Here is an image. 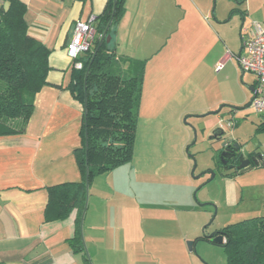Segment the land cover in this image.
<instances>
[{"label": "crops", "instance_id": "1", "mask_svg": "<svg viewBox=\"0 0 264 264\" xmlns=\"http://www.w3.org/2000/svg\"><path fill=\"white\" fill-rule=\"evenodd\" d=\"M21 1L27 6L29 35L50 49L51 70L48 84L36 94L25 131L0 136V264H202L187 253L184 243L179 246L181 256L155 240L153 195L147 188L138 192L129 163L90 183L81 227L84 252L76 253L71 245L78 210L64 220H47L49 189L83 180L75 151L82 146L84 105L67 88L74 66L67 46L76 20L97 18L108 0ZM228 1L223 0L221 7V0H126L122 19L112 27L113 45L119 54L146 60L144 86L153 88V96L161 98L164 108L171 96L176 98L182 84H193L196 74L201 76L200 56L205 49L189 48L186 53L187 40L218 31ZM242 4L243 26L251 15L264 23V0ZM9 7V1L0 0V12ZM234 9L231 7L229 16ZM227 55L232 54L221 60ZM187 60L189 69L184 68ZM254 78L251 88L257 84ZM252 97L253 91L250 102ZM223 102L225 99H217L198 110L211 112ZM255 115L258 122L253 136L259 148L253 152L262 158L260 166L244 172L249 175L264 173V131L257 130L264 124V115Z\"/></svg>", "mask_w": 264, "mask_h": 264}, {"label": "rangeland", "instance_id": "2", "mask_svg": "<svg viewBox=\"0 0 264 264\" xmlns=\"http://www.w3.org/2000/svg\"><path fill=\"white\" fill-rule=\"evenodd\" d=\"M228 2L218 31L197 39L192 35L187 40L186 53L189 48L205 49L200 56L201 76L196 74L193 84H182L176 98H169L167 108L159 102L161 98L153 96L149 84L143 86L134 159L127 165L133 168L138 192L147 188L153 195L155 240L163 242L165 250L168 246L169 251L181 256L179 246L184 243L187 253L202 264H228L227 254L223 246L206 240L197 241L190 250L188 243L196 236L264 216V173L234 175L222 160L227 144L240 146L246 157L259 148L253 136L258 117L247 106L255 78L244 73L237 60L245 6L240 0ZM231 7L235 9L229 16ZM256 19L251 15L245 26ZM225 54L232 57L217 70ZM189 67L187 60L184 68ZM221 98L225 99L218 106L224 105L221 112L198 110ZM233 106L242 109L231 111ZM230 121L236 125L228 126ZM219 128L225 133L214 137Z\"/></svg>", "mask_w": 264, "mask_h": 264}, {"label": "trees", "instance_id": "3", "mask_svg": "<svg viewBox=\"0 0 264 264\" xmlns=\"http://www.w3.org/2000/svg\"><path fill=\"white\" fill-rule=\"evenodd\" d=\"M7 1L10 2L9 9L0 12V81L4 83H0V136L25 131L33 113L36 94L48 84L51 70L50 49L28 33L26 4L21 0ZM244 1L240 0V3ZM114 2L108 0L103 13L97 17L98 37L94 48L79 58L83 63L82 69L73 66L67 86L84 105L82 146L75 151L83 180L58 184L49 189L47 220H64L78 210L76 235L71 242L76 253L85 251L81 222L88 197L87 174L91 183L96 176L109 173L134 159L146 60L119 54L113 38L111 42L104 39L93 58L111 20ZM116 2L114 19L107 35L112 34V27L125 13L126 0ZM236 108L240 107H232V110ZM257 130L264 131V124ZM219 234L225 239L221 246L227 254L228 264H264V216L228 225L214 232L213 236ZM199 240L213 243L207 234L197 237L195 242Z\"/></svg>", "mask_w": 264, "mask_h": 264}, {"label": "built area", "instance_id": "4", "mask_svg": "<svg viewBox=\"0 0 264 264\" xmlns=\"http://www.w3.org/2000/svg\"><path fill=\"white\" fill-rule=\"evenodd\" d=\"M96 19L92 15L87 20L78 19L74 24L72 37L67 46V54L73 59L76 69L83 68V63L79 58L94 48L98 37ZM241 41L242 52L237 56L238 63L244 73L253 74L257 78L250 106L257 114L264 115V23L254 20L249 27L243 26ZM231 57L232 55H227L225 59L218 62L216 69L221 70L225 60ZM234 125L233 121L228 123V126Z\"/></svg>", "mask_w": 264, "mask_h": 264}, {"label": "water", "instance_id": "5", "mask_svg": "<svg viewBox=\"0 0 264 264\" xmlns=\"http://www.w3.org/2000/svg\"><path fill=\"white\" fill-rule=\"evenodd\" d=\"M116 3L117 2L115 0V2H114V9H113V14H112L111 20L109 21V23H108V25H107L104 33L101 36V40H100L99 46L96 48V50L94 52V55H93V58L96 56V54H97V52H98V50L100 48V45L102 44V42L104 41V39H106L107 42H110L111 41V38L112 37H111V35H107V33H108V30L110 29V27L112 25V22H113V19H114V14H115L116 5H117ZM242 26H243V24H242ZM241 52H242V46H241L240 53ZM87 78H88V72H87L86 77H85V90L87 89V87H86ZM251 89H252V91L254 93L255 88L252 87ZM222 108H223V106H220V108H218L217 110H214V111L209 112V114H217V113H219L222 110ZM224 131L225 130L222 129V128L217 129L216 132H215L214 137H219L220 135L224 134ZM225 147H226V150L222 154L223 164L226 163V161H227L226 158H233V157H235V155L237 154L236 151H240L241 152V149H240L241 147L240 146H234V147H232L231 145L227 144V145H225ZM261 158H262V156H261ZM237 159L239 161V164L236 165L235 163H233L232 165H230V168L231 169L236 168V170H238L239 173L246 172L248 169L252 168L253 165L260 166V164H261L260 157L259 158H256V157L247 158L246 156L242 155V153L238 156ZM87 170H88V160H87ZM214 176H215V174H213L212 177H214ZM89 185H90V182H89V177H88V174H87V180H86L87 196H89ZM86 208H87V203H86V206H85V210L83 212V218H82V224H81L82 229H83V219H84V214H85ZM82 236H83V230H82ZM210 237L212 239L213 244H215V245H221V244H223L225 242L224 236L221 235V234L216 235V236H213V234H210ZM194 243H195L194 241H190L188 243L190 250L193 249Z\"/></svg>", "mask_w": 264, "mask_h": 264}, {"label": "flooded vegetation", "instance_id": "6", "mask_svg": "<svg viewBox=\"0 0 264 264\" xmlns=\"http://www.w3.org/2000/svg\"><path fill=\"white\" fill-rule=\"evenodd\" d=\"M237 152V154L235 155V157H233V158H226V163L224 164V167L225 168H228V169H231L230 168V165H232L233 163H235L236 165H238L239 164V161H238V156L241 154V152L240 151H236ZM253 157H256V158H261V155L258 153V152H252V153H250L248 156H247V158H253ZM232 170H235V171H237V172H239L238 170H236V168H233Z\"/></svg>", "mask_w": 264, "mask_h": 264}]
</instances>
